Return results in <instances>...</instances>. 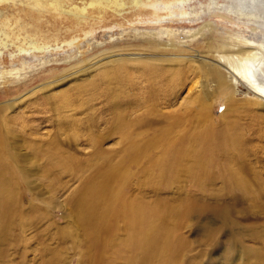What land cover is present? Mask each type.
Returning a JSON list of instances; mask_svg holds the SVG:
<instances>
[{
	"label": "bare ground",
	"instance_id": "1",
	"mask_svg": "<svg viewBox=\"0 0 264 264\" xmlns=\"http://www.w3.org/2000/svg\"><path fill=\"white\" fill-rule=\"evenodd\" d=\"M125 1L87 0L83 6L75 5L72 12H66L56 0H27L37 5L46 4L50 9L66 12L78 20L87 19L92 10L102 12L109 9L116 13L115 16H120L126 8ZM128 1L132 2L131 8H140L143 2ZM260 3L261 0H237L233 8L228 7L222 12L218 8L214 11L207 8L204 11L208 21L200 26L198 35L210 27H216L218 31L213 40L204 42L201 46L200 43L199 46L204 48L203 53L209 54L214 63L197 59V55L187 48L189 43L198 39L193 35L190 36L192 40L182 41L181 34L173 28L155 32H138L134 28L132 31L135 35L150 44L149 50L155 53L163 52V62L167 63L143 62L146 71L140 73L146 77L147 82H151V90L147 92V99L137 103L127 102V97H122L124 89L121 87H124L126 78L122 73L126 72L127 67L125 62L118 63L115 71L110 68L103 71L101 77L111 78V81L106 83L107 93L101 95L109 105L107 112L110 115L105 120L106 128L102 131L95 115H92L87 118L86 123L89 125L84 129L86 135H83L81 127L80 130L72 132L73 143L68 145L72 149L86 145L85 149H90L87 162L76 160L74 154L62 148L59 140L65 131L79 126L80 120L75 119L71 113L77 108L83 109L82 106L77 107L76 101L67 90L55 96L61 105L52 104L50 99L53 95L44 100L58 115L54 124L56 137L46 142L48 147L45 149L41 150L39 145L30 147L25 132L21 137L15 129L7 126L23 118L20 114L16 117L6 115L0 123V230L2 225H6V211L16 208L19 189L17 180L21 173L17 164L33 159L45 160L44 171L54 173L53 180L68 175L81 181L73 193L72 207L75 210L74 221L83 231L81 234L84 236L81 237L85 238L83 242L88 249L86 251H89L92 264H120V261L121 264H166L169 260V255L178 245L174 231L179 228L186 210L174 209L173 204L158 200H145V194L141 193L147 190L153 193L156 190L181 189L185 183H190L193 188L203 189L205 184L221 181L228 188L245 193L263 192L264 177L255 171L254 164L249 159L251 149L248 142L243 143L241 135L238 134L237 117L236 120H228L224 130L213 129L210 126L213 125L212 116L208 117V114H211L212 105L209 100L213 99V92L222 102L221 97L224 98L223 116L233 115V112L239 110L240 104L234 99L235 88L239 85L261 103L264 102V15L259 14ZM202 7L203 5L199 6L200 9ZM195 15L185 18L192 20L188 25H197L201 18H204L203 14L201 18ZM5 28L6 26H3L2 33L5 38L1 41L0 49L16 46L18 53L24 51L25 48L10 40ZM223 33H226L227 37H223ZM29 47L35 48L34 42L30 41L26 49ZM24 60L23 67H0V85L19 83L30 76V73L45 68L47 63L42 61L40 68L34 70L36 66L26 62V58ZM192 61L198 63V66L190 64ZM201 79L206 80L207 89L206 85L200 89ZM194 81L196 82L191 87ZM158 85L161 87L158 88ZM162 85L170 86L175 98L181 99L179 104V100L174 99L180 110H191L190 106L197 105V111L191 110L195 111L194 116L190 113V116L186 113L183 115L189 125V118H194L191 117L193 127L185 128L182 136H175V132L181 129L185 121L182 120L183 117L180 119L170 113L158 112L160 103L167 105L159 100L172 97L171 91H164ZM97 86L95 82L81 83L76 89L79 92L90 91L94 101L98 92ZM209 87L213 88L212 93ZM192 88L199 93L192 95ZM248 102L250 106H262L258 101ZM8 109H13L11 104ZM142 110H146L144 115L139 114ZM186 116L189 117L188 120ZM68 118L73 120L69 121ZM213 127L215 128L214 125ZM39 131L31 130L29 135L40 140ZM109 140L116 141L118 148H106L105 143ZM24 146L26 152L19 154ZM218 154L230 161L223 173L211 170ZM134 169H137L138 173H135ZM135 175H139L137 181L134 179ZM121 232L123 235L120 238Z\"/></svg>",
	"mask_w": 264,
	"mask_h": 264
},
{
	"label": "rangeland",
	"instance_id": "2",
	"mask_svg": "<svg viewBox=\"0 0 264 264\" xmlns=\"http://www.w3.org/2000/svg\"><path fill=\"white\" fill-rule=\"evenodd\" d=\"M86 1L56 0L66 12H72L75 5L83 6ZM236 1L143 0L140 8H131L132 2L126 0V8L120 16H115L116 13L109 9L102 12L92 10L87 19L78 20L66 12L54 11L46 4L37 5L27 0H0V44L5 38L2 33L3 26H6L10 40L25 48L21 53H18L16 46L0 49V67L11 68L13 65L23 67L26 58V62L36 66L34 67L36 70L40 68L42 61L47 62L45 68L30 73V76L23 79L24 81L0 85V123L6 115L16 117L20 114L23 118L7 126L15 129L21 137L25 132L30 147L39 145L41 150L45 149L46 142L56 137L54 124L58 115L51 109L49 103L48 105L44 103V100L53 95L50 99L53 101L52 104L61 105L55 96L67 90L76 101L77 107L82 106L83 109L77 108L71 113L75 119L80 120L79 126L65 131L59 140L62 148L74 154L76 160L87 162L90 149L86 150V145L82 144L75 149L69 148L68 145L73 143L72 132L80 130L81 127L84 132L89 125L86 123L87 118L92 115H95L102 131L106 128L105 120L110 115L107 112L109 105L101 95L107 93L106 83H109L111 78L101 77L103 71L109 68L115 71L118 63L125 62L128 73H122L124 77L126 75L124 87H121L124 89L122 97L123 99L127 97V102L137 103L147 99V92L151 90V82H147L146 77L140 73L146 71L143 62L167 63L163 62V52L155 53L149 50L150 44L135 35L132 30L135 28L138 32H155L159 29L173 28L181 34L182 41L192 40L190 36L193 35L198 39L189 43L187 48L197 55V59L214 63L209 54L203 53L204 48L200 47L202 43L213 40L218 31L216 27H210L198 35L200 26L208 21L204 11L207 8L213 11L218 8L222 12L228 7L233 8ZM263 1L261 0L262 3ZM262 3L259 4L261 6L259 14L263 16ZM200 5H203L202 9L199 8ZM194 14L199 18L203 14L204 18H201L197 25H188L192 20L185 18H192ZM223 34H225L223 37H227L226 33ZM30 41L34 42L35 48L26 49ZM190 64L198 66L194 61ZM190 78L193 79L192 76ZM94 82L98 85L97 99L94 98V101L91 99L90 91L79 92L76 89L81 83ZM199 83L202 85L200 89L204 85L207 89L205 79H201ZM160 87L161 85H158V88ZM162 87L164 91L167 90L166 92L172 90L167 85ZM209 91L212 93L213 88L209 87ZM195 93L199 92L193 89L192 95ZM213 93L211 96L213 99L209 100L212 106L208 117L212 116L209 118L215 128L213 125L210 126L213 129L224 130L227 121L233 118L236 120L237 117L238 134L241 135L243 143L248 142L251 149L249 159L252 160L255 171L264 177V102L261 103L239 85L234 93V99L240 104L239 110L233 112V115L223 116L224 98L221 97L222 102L216 93ZM167 98L159 100L167 103L159 104V113H170L182 119L185 113L194 116L197 111V105L189 107L191 110L195 109L194 112L188 108L180 110L178 104L181 99H176L173 94ZM174 99L179 100L178 104ZM248 101H258L262 106H250ZM9 104L13 109H8ZM168 104L173 107H169ZM145 111L142 110L139 114L144 115ZM191 117L186 116L190 125L186 123L185 116L183 117L182 120H185L183 123L189 126L182 123L175 136L177 134L182 136L186 129L193 127ZM35 129L40 130V140L29 135L31 130ZM83 135H86V131ZM115 142L109 140L105 147L117 149ZM24 150L25 146L19 154L26 152ZM229 163L228 159L218 154L211 170L223 173ZM17 167L21 172L17 180L18 198L16 208L5 213L6 225L1 226L0 264H92L89 251H86L88 249L84 245L85 238L81 237L84 236L81 234L83 231L74 221L75 210L72 207L73 193L81 181L68 175L53 180L54 173L44 171L46 169L44 159L21 162ZM134 170L138 173L137 169ZM134 179L137 181L139 175H135ZM141 194H145V200L154 202L158 200L173 204L174 209L186 210L179 228L174 231L177 249L169 255L166 264H264V191L245 193L235 188L230 189L221 181H217L210 185L205 184L203 189L193 188L190 183H185L181 189L156 190L153 193L147 190ZM122 235L123 232L119 237Z\"/></svg>",
	"mask_w": 264,
	"mask_h": 264
}]
</instances>
